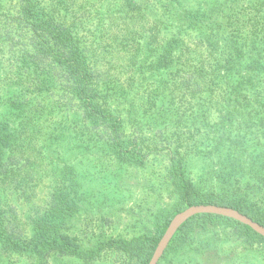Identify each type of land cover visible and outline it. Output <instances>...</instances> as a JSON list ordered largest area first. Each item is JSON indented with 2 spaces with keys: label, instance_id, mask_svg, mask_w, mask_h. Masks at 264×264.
Segmentation results:
<instances>
[{
  "label": "trees",
  "instance_id": "trees-1",
  "mask_svg": "<svg viewBox=\"0 0 264 264\" xmlns=\"http://www.w3.org/2000/svg\"><path fill=\"white\" fill-rule=\"evenodd\" d=\"M77 5L78 0L55 5L0 0V80L10 72L0 89V264H149L173 217L198 205L233 209L264 228V112L249 106L251 98L264 106V0H100L99 16L105 15L108 25L99 35ZM114 23L117 31L107 45L113 48L99 50L94 43L107 28L110 35ZM147 50L155 52L150 62L144 60ZM196 53L207 67L191 64ZM112 58L128 59L119 65L122 69L137 65L138 85L173 73L193 100H186L190 112L178 113L186 112V131L172 133L168 150L179 163L171 162L165 172L182 207L162 213L151 231L144 225L146 231L130 238L102 232V222L110 217L121 224L117 211L109 210L95 217L90 236L81 237L75 218L89 211L93 189L76 171L63 176L53 171L56 177L42 204L20 212L21 204L36 196L29 190L46 176L45 171L21 170L29 164V151H37L36 139H45L39 149H79L87 157L146 164L155 137L165 134L158 135L152 112L143 111L141 125L133 123L135 129L127 133L121 118L108 109L110 93L119 94L107 84L109 70L101 72L98 65L103 59L113 64ZM130 72L135 77L134 69ZM197 93L205 94L213 109L201 112ZM54 115L60 121L51 120ZM171 121H164L165 129ZM204 147L218 158L219 171H184L180 162ZM223 228L230 230L223 232L225 238L246 246L241 263L264 264L254 260L264 262V235L235 219L205 213L178 227L162 258L203 231ZM248 252L255 255L248 257Z\"/></svg>",
  "mask_w": 264,
  "mask_h": 264
},
{
  "label": "rangeland",
  "instance_id": "rangeland-1",
  "mask_svg": "<svg viewBox=\"0 0 264 264\" xmlns=\"http://www.w3.org/2000/svg\"><path fill=\"white\" fill-rule=\"evenodd\" d=\"M47 1L50 5H55L57 2V0ZM63 1L64 3L68 2V0ZM83 1H85V3L81 5V1L78 0L77 11L78 13H83L86 20H91V22L88 23L89 26L99 28L97 32L99 35L100 30L108 25L107 20H105L107 19L105 15L99 16L101 13L100 10H102L100 0ZM237 9H235V11ZM233 12L234 11H232V13ZM221 17H223V14ZM110 27L111 34L107 35L109 31V28H107V36L102 34V38L98 37L97 42L94 43L99 50L107 51L109 47H112L107 45L111 37H113V34L117 31L116 23L110 24ZM186 41L189 42L191 40L186 37ZM99 42L101 43L98 45ZM105 47H107L106 50ZM225 47L227 46L225 45ZM154 54L155 52L147 50L144 60H146V62L152 61L154 59ZM196 58L197 59L194 58V61L191 62V64L195 65L196 69L207 67V65L201 64L202 60L198 61L200 56L197 53ZM111 60L113 64H109L108 60L103 59L98 65L101 72L109 70V72L104 73L107 74V84L112 88L111 91L117 90L119 94L115 95L110 93V97L107 98L108 109L114 115L121 118L127 133L135 129L132 127L139 126V124L143 122V120L140 119L143 111H147L149 114L152 112L151 120L155 121V119L158 118L156 124H154L156 125V130L160 129L158 135L162 132L165 134L162 138L155 137L156 146L152 149L150 148L151 151L148 150L146 164L141 167L125 165L116 162V159L109 156V158L103 160V158H100L97 154L87 157L88 155H84L79 149L63 150V153L59 150H53L47 147L39 149L43 144H46L45 139H36L37 151L30 154V151L28 153L29 148L27 149L29 164L21 170L45 171L44 174H46V176L43 177L40 183L36 185L33 184V191L29 190V193L33 192L36 196L33 195L31 197V201L28 203L29 205H23L24 203L21 204V209H19L20 212L28 211L31 206L34 207L42 204V201H44L50 191V187L53 185V178L56 177V175H53V171H58L57 175L62 176L65 171H76L82 184L93 189L89 211L87 214L79 215L75 218L74 227L77 229V235L81 237L90 236V230L94 228L95 217L101 216L109 210L117 211V215L121 218V221L119 220L121 224H115L116 220L110 217L108 218L109 220L102 222V232H105L107 235L130 238L146 231L144 225H150L147 229L151 231L153 224L162 213H167L182 207L176 192L171 184L167 182V178H165V172L168 171L171 162L176 166L179 163L178 158L173 160L172 157L169 158L170 153L168 150L170 149L173 139L172 133L176 132V129H180L182 132L186 131V112H183L184 114L178 113H182L181 111L186 108H189L187 110L190 112L192 108L186 100L189 99V103L193 100H191L187 93L183 94L184 89L180 88L179 81L175 79L173 73H161L155 79L144 81L141 85H138L137 83L140 81L141 74L136 70L137 68L135 66L137 65L122 69L124 64L129 63L128 59L120 58L115 60L112 58ZM119 65L122 66L119 68ZM121 69L123 72L120 74ZM130 69H134L136 73L135 77L131 76ZM183 70H186V67H184ZM4 72L5 74L1 75L0 89L5 84L4 80L10 78V72ZM176 74L180 75L179 72ZM183 77H186V75ZM128 80L133 81L131 86H126V81ZM116 85H119L123 90H121V88L119 89ZM198 96L201 99V106L198 107L201 112L213 109L214 103L209 101L205 94L197 93L195 97ZM153 103H155V105ZM259 104L260 102H255L252 98L250 99L249 106L251 109L257 107L260 108L258 109L260 112H264V108H261L264 106H259ZM177 116H179L180 120L178 122H172L171 120L175 119ZM148 117H150V115H148ZM169 119L171 121L169 123L170 126L165 129L164 121ZM51 120L60 121L55 115ZM50 128L52 129L53 127ZM146 129L148 132L150 131L149 128ZM44 131L47 130L44 129ZM185 137L186 133L182 136V139L185 140ZM180 145L181 150L186 152V142ZM67 148H69V146H67ZM178 149L180 148L177 147V150ZM208 149L209 147H204L203 152L198 156L188 155L185 157L183 161L180 162L183 170L192 171L194 175L200 171H219V160L215 155L206 153ZM187 152L189 151L187 150ZM173 156H176V154H173ZM102 177H108V179H102ZM104 180H106L105 183H103ZM100 184L102 185L100 186ZM89 217L93 220H89ZM148 220H151V222H148ZM223 232L227 234L230 233V230L228 228H223L203 231L197 238H193L187 243H184L182 247L173 251L164 259L162 256L164 255L165 247L156 264H243L241 262L243 259L245 261L246 258L240 259L239 255H242V248L245 249L246 246L239 239L225 238ZM248 253V257L255 255V253ZM254 260L264 263L261 260ZM70 264L80 263L74 262ZM249 264H254V261L250 260Z\"/></svg>",
  "mask_w": 264,
  "mask_h": 264
},
{
  "label": "water",
  "instance_id": "water-1",
  "mask_svg": "<svg viewBox=\"0 0 264 264\" xmlns=\"http://www.w3.org/2000/svg\"><path fill=\"white\" fill-rule=\"evenodd\" d=\"M199 213L213 214V215H219V216L235 219L239 221L240 223L245 224L251 227L252 229H254L255 231L259 232L260 234L264 235V228L260 227L258 224L251 221L249 218H247L246 216L242 215L241 213L233 209L213 206V205L192 206V207L185 209L181 213L177 214L172 219L158 247L156 248L155 253L149 264H156L159 256L161 255L162 251L164 250L170 238L172 237L174 232L178 229V227L182 223H184L189 217L195 214H199Z\"/></svg>",
  "mask_w": 264,
  "mask_h": 264
}]
</instances>
